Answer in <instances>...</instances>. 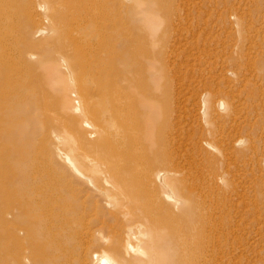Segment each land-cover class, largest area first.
Wrapping results in <instances>:
<instances>
[{"label": "rangeland", "instance_id": "obj_1", "mask_svg": "<svg viewBox=\"0 0 264 264\" xmlns=\"http://www.w3.org/2000/svg\"><path fill=\"white\" fill-rule=\"evenodd\" d=\"M63 1L0 0V173L2 172L0 177L3 178H0V203H2L0 204V244H5L4 246L0 245V258H6L9 260V264H14L12 261L13 256L15 257L16 254L26 256L25 253L31 251V264H45V259L48 258L47 255L54 253L57 257L56 264H67V259H75V253L78 255V252L83 247L84 243H90L89 241H91L90 244L94 245V240L100 237H103V240L102 238L100 239L103 242L101 241L99 246H94L96 248H94V250L97 251V253L99 251L102 253L104 250L110 254L111 252L108 250L109 248L107 245L108 241L115 238L121 242L126 241V235L122 231L125 223L128 222V219L130 220V224L133 222V225L131 224L132 229L135 231H145V235L143 236L144 238L142 239V245L145 247L153 241H156L155 243L161 242L162 236L166 237L174 235V232L178 229H181L183 233L186 234L188 222H185L179 217V210L177 211L176 207L171 206V209L168 210L169 213L165 212L163 208L158 206V201L151 198V195H155L157 198L160 197L163 202L172 205L171 199H167L165 197L166 193L174 197H179L182 200L184 199V197H182L184 192L192 194L194 186H191L192 181L190 182V177H188L186 173H189V171L192 170L194 163L197 164L199 162L198 165H200V167H198L201 169L203 168V171L201 170L202 176L204 175V179L208 176V178L205 179L206 181L203 180L205 181L203 183L204 190L211 185L216 186L215 184L217 183H219L217 186H221L219 187L221 192L216 190L214 194V199L215 196L216 198L217 196L220 198H217L219 200L215 199L216 203H219V207L217 208L218 212L216 209V203L212 197L213 203L215 204V208L213 207L215 212L210 215V219L208 220H211L209 222L211 224L208 223L210 232H212L211 227H214V233L216 230L220 232L219 228L222 227L221 233H218L217 231L214 235L213 232L211 233L213 235L211 239L221 236L218 239V243H221L215 245L216 247L214 246L216 249H214L213 252L218 251L221 249V246H223V251L224 249L226 250V253L224 252V254H226L225 257L232 261L234 258H237L233 262L227 260V262H225L226 264H264V194H262L264 191H261L264 190V0H186L190 2V8H187L188 6H184L181 10L183 13H188V18H185V14H182L181 10H178V8L177 10L180 14L179 20H175V14L173 13L172 16H170L171 9L176 5V3L182 4L185 0H176L177 2L175 0H171L172 5H170L171 3L169 0H136L142 5L141 7H144V9L142 8L141 11L133 10V13L131 11L125 12V7L123 6H130L134 3V1L120 0V4L123 9L118 7L117 2L114 5L110 4L109 7H107L108 11H110L109 14L112 20L107 18L108 13L106 14V8L104 6L103 8L101 7L102 4L101 6L99 5L101 9L98 5H91V8L89 9L90 14L92 16L95 14L98 15H96V21L92 22V19L89 21L87 16L86 19L88 20L85 19V21L80 18V9H76V6L80 7V3L77 2L79 0H69L67 1L68 4L65 0ZM75 1L76 3H73ZM164 1L167 2V4ZM186 1L184 5H186ZM202 1H204V3ZM173 2L175 3L173 4ZM211 2L212 4L210 5ZM62 3L64 5H62ZM236 4L237 6L235 7ZM115 5H117V8ZM203 5L205 7H203ZM213 5L215 7H212ZM170 6L171 9H169ZM209 7H212L213 9H210ZM104 8L105 10L103 11ZM203 8L206 9V11ZM35 9L37 11H35ZM186 9L188 10L186 11ZM93 10H95V14ZM168 10H170V14L166 16ZM223 10L226 13H224ZM232 10L233 12L237 10L238 13L236 11L234 12L235 15H233L234 13L231 12ZM63 11L64 13H61ZM67 11L69 12L68 14ZM99 11L102 12V14H99ZM117 11L120 15L117 14ZM78 16L80 19L77 18ZM63 17L64 20H62ZM237 17H240V19ZM77 19L79 22L76 21ZM56 20L59 21L57 22ZM117 20L120 23H118ZM98 21H100V23ZM179 21H181V24ZM64 22L68 25L64 24ZM77 22L79 24L83 23V29L87 28L86 30H90L91 32L93 30L94 31L92 34L89 31L88 34V31L81 29L82 25H79ZM74 23L75 26H72ZM88 24H90V26ZM118 24L122 25L118 26ZM104 26L107 27L105 28ZM111 26L112 28L110 29ZM93 27L95 28L93 29ZM170 27L172 28L170 29ZM74 30L76 31L74 32ZM104 30L107 31L108 34L110 33V35H108ZM81 31L86 36L82 34ZM91 35L93 36V39L91 38ZM102 35L104 37L106 36L108 39L106 37L104 38ZM83 36H85V39ZM95 36L96 40L94 38ZM99 37H102L105 41H102ZM86 38L88 39L86 40ZM139 38L141 41H139ZM91 39L92 41L90 42ZM80 41H82V43ZM93 43L98 44L96 46ZM100 46L101 48H99ZM81 47L82 49H80ZM77 48L78 52H76ZM96 48L99 50L97 51ZM88 52L90 53L88 54ZM91 52L94 54L93 56ZM60 56L62 57L60 58ZM101 58H103V60ZM97 60L99 61L98 63ZM83 63L86 67L85 71H82ZM95 65L97 66L95 67ZM221 69L224 71L222 72ZM98 73H100V75ZM224 75L226 78H224ZM91 76L92 79L90 78ZM93 76L95 77V80ZM227 76L229 77L227 78ZM88 77L91 79L90 81L87 79ZM82 82L85 84H82ZM110 82L112 84H109ZM73 83L76 84L73 86ZM97 84L99 86L102 85L105 92L108 91L109 93L110 90V93L112 91L113 93H109V96L107 94V97L105 95L103 99H98L96 94L93 92V89H95V87L97 88ZM104 84H107L109 88L110 85L113 87L109 89L108 87H105ZM71 89L75 91L78 96L81 95L80 97L82 99V103L84 102L85 104H82L83 106L81 105V110L85 109V114L87 112L86 116L92 120L90 121L87 119L85 115V117L83 115L81 116L82 118L84 117L85 120L87 119V121L91 124L87 128L85 126H80L82 125L80 124L82 118L80 119L79 112L70 109L65 105L63 95L65 92L71 91ZM82 90L84 92H82ZM110 97L111 99H109ZM91 101L93 102L92 105L90 104L92 103ZM218 101H222L224 107L221 108L218 105ZM87 102H89V104H87ZM109 105L111 106L109 107ZM212 106H215L213 107L214 110H211ZM234 108L236 110H234ZM115 111L118 112L116 113ZM90 112L95 114L93 115ZM112 112L114 114H112ZM96 114L98 115L96 116ZM101 115H104V117H98ZM118 117L120 119L116 120ZM213 117H215L214 120L216 121L213 120ZM27 118L29 124L34 121L36 125L35 128L34 123L31 125L28 124ZM112 120L114 123L116 120V123L114 124ZM92 123H95L98 126L95 124L93 126ZM32 125L33 127L29 128ZM213 127H215V129ZM20 129L21 131H19ZM27 129L29 131H27ZM80 129H82V131ZM216 129H218V131ZM103 130L105 134L102 132ZM213 131L217 132L213 133ZM80 132L81 135H79ZM85 132L88 134L84 135ZM237 134L240 135V138H238L239 135ZM227 137L228 139L226 140ZM87 138L89 140H86ZM169 138L172 140H168ZM235 138L237 140H235ZM251 138L254 139L252 140V143H250ZM234 140L237 143L233 142ZM210 143L216 147H213ZM230 143L233 146H231V148ZM197 144H199V146H197ZM246 146H249L247 147V150ZM27 148H29L30 151L29 149L26 150ZM83 148L84 150H82ZM197 149H201L204 153ZM220 149L226 153H223ZM228 149H230L232 153ZM249 149L251 151H249ZM53 150L54 152L64 151L66 154H69L77 162H79L82 167L86 168L87 171H89L90 168H93V173H101V171H103V175H105L106 172L110 175L122 174L127 179L129 184L126 188H112L109 199H105L94 190L83 187L82 183L80 184L79 181L77 182L75 177L67 171V168H63L62 165L61 168L58 163L54 161ZM240 150H242L241 152L244 153V155L239 152ZM243 151H246L247 154ZM26 152L31 153L27 154ZM186 152L187 154L189 153L188 156ZM208 154L213 158L207 156ZM232 154L234 157H232ZM250 154L253 156H249ZM191 155L193 156L191 157ZM205 155L206 159L204 158ZM229 155L231 160L233 159V161H235V164L231 162ZM163 156L165 157L162 158ZM168 157L170 158L169 160H167ZM91 158H93V161L91 160L90 162L88 159ZM246 159L248 161H246ZM165 160L167 162H164ZM202 160L204 163L210 160V162L205 163L206 165L210 163L207 165L208 167H205ZM257 160L258 162H256ZM249 161L252 163H248ZM190 162L192 167H190ZM25 163L27 165H25ZM137 163L139 164L137 165ZM163 164H165V166H163ZM175 164L178 166L177 168L173 166ZM28 165H30L29 168ZM50 165L51 168L49 167ZM106 166H108V168ZM31 167H34L33 170L43 169L45 172L47 171L46 173L50 172L53 173V175H57L60 172L65 180L63 184L65 187L62 185L63 188L60 186L56 189H45L43 187L44 183L47 181L45 180V176L43 177L45 179L38 177L34 180L35 178H33V184H30V174L35 172H31L32 170H29L32 169ZM88 167L90 168L88 169ZM189 167L191 169H187ZM221 167L222 170H220ZM48 168L50 169L48 170ZM177 169L180 170L178 171ZM183 169H185L186 175L181 173V171H184ZM163 170L173 172L174 174L172 177L176 178L175 180L177 182L168 186L169 188H156L155 184L153 185L152 179L147 180V175L145 173H157V171ZM223 170L225 173H220ZM108 171H110V173ZM136 172L138 175H135ZM141 173L143 178L140 177ZM216 173L217 175L215 176ZM226 175L228 177H226ZM225 177L228 178V180L231 179L229 181L230 183L228 182L229 184L227 183V179ZM218 178L220 179L217 180ZM40 179L42 183L40 182ZM136 179L141 181H137ZM180 180H182L181 184L182 186L184 185V188L180 183H178ZM213 180L216 181L213 182ZM236 180H238L241 185L237 183L238 181ZM140 182L144 183L140 184ZM155 182L157 185V180H155ZM41 185L44 190H42ZM239 185L241 190L244 191H239ZM142 186L143 188H138ZM3 187L5 189H3ZM28 187L31 190L29 193V190H27L29 189ZM9 188L12 190L8 191ZM229 188H236V191L238 188V194ZM251 188L254 189L251 190ZM143 189V193L145 192L144 194L140 192ZM225 189H227L228 192H226L227 190ZM134 190L139 199V201L137 199L136 203L132 202L135 201L132 198ZM13 191L15 192L13 193ZM16 192L20 196H17ZM158 193L159 196L156 195ZM220 193H223L226 197L224 198L223 194L221 195ZM147 194L150 196H146ZM4 195H8L9 197L7 196L8 198H6ZM255 196L260 200H258ZM229 197L231 199L226 200ZM235 197L237 198L236 200L234 199ZM109 200L112 203H110ZM144 200L146 203H138L141 201L144 202ZM152 200L153 202H151ZM243 200H245L244 202H247V205L251 204L247 206L246 203L244 204V202H242ZM10 201H12V203ZM26 201H29L27 203L31 202L29 204V206L31 205V242L27 241L29 238L24 237L26 235L24 231L21 230L25 228L24 225L28 220L26 216H20V218L14 220V222L7 220L10 219V211L15 212L14 207L27 204ZM221 201L223 206H220L222 205ZM3 203H5L4 207ZM252 204H256V210L253 209L255 207ZM242 205L244 210L242 209ZM183 206V204L180 205V207ZM220 207L222 208V211L220 210ZM251 207L253 208L251 209ZM168 208H170L169 205ZM1 210L4 213H2ZM224 210L226 211L224 212ZM131 212H134V214L132 215ZM248 212L251 215L248 214ZM2 214H5L7 218ZM224 214L228 215L226 216ZM234 215L237 216L238 219L237 217L234 218ZM239 216L241 217L240 219ZM227 217L228 219H226ZM152 218H158L159 221H151L150 219ZM213 218L216 219L213 221ZM218 218H220L219 221H216ZM223 220L226 221L225 223L227 225ZM5 222L7 225H5ZM84 222L87 226L84 225ZM214 223L216 224L214 225ZM19 224L22 226H17ZM224 224L225 227L231 225L232 227H230L233 228V230H231L230 227L225 228ZM236 226H238V228ZM239 226H241L240 230ZM69 230L70 232H67ZM149 231H152L153 235L152 233L150 235L153 237L149 236ZM223 231L226 232H224V236L222 233ZM10 234L13 237L14 235L19 237H17L20 243L19 246L17 239L10 237ZM73 236L75 238H73ZM2 237H4V239L10 237V239H7V242H5ZM215 238L213 239V242ZM104 239L106 240L104 241ZM221 239L224 240V242L227 241V245ZM235 239L238 242H236ZM135 240L136 239H130L132 245H136V243H138V241L136 240V242ZM1 248L10 252L8 253L9 255ZM10 249L11 251H9ZM230 251L231 255H229ZM242 251H244V253ZM232 252L234 253L232 254ZM238 252L239 255L241 254L240 256L238 255ZM125 254L127 257V254L129 256V254H133V252L130 251L129 253V251H127ZM43 258H45L44 261ZM151 264L157 263L152 262Z\"/></svg>", "mask_w": 264, "mask_h": 264}, {"label": "bare ground", "instance_id": "obj_2", "mask_svg": "<svg viewBox=\"0 0 264 264\" xmlns=\"http://www.w3.org/2000/svg\"><path fill=\"white\" fill-rule=\"evenodd\" d=\"M31 1H33V0H31ZM63 1V0H62ZM66 2L67 1H69V0H65ZM122 1V0H121ZM126 1H134V3L133 4H131L130 6H127V5H124L123 7H125V12H127V11H131L132 13H133V10H139V11H141L142 10V8L144 9V7H141L142 5L141 4H139L136 0H126ZM170 1V5H172V1L171 0H169ZM174 1V0H173ZM176 1V0H175ZM180 1V0H179ZM184 1V0H183ZM182 1V2H183ZM186 1V0H185ZM185 1L182 3V4H177L176 3V5L171 9V6H170V8L169 9H171V15L170 16H172V13L173 14H175L174 16H175V20H179L180 19V14L178 13V10H181V9H183V7L184 6H188L187 8H190L189 7V4H190V2H188V1H186V5H184V3H185ZM205 1V0H204ZM204 1H202L203 3H204ZM219 1V0H218ZM225 1H227V0H225ZM231 1V0H230ZM233 1V0H232ZM64 2V1H63ZM72 2V1H71ZM77 2H79L80 3V7L78 6H76V9H80V18H82V20L83 21H85V19H86V16L88 17V19H89V21H90V19H92L91 20V22L92 21H96L95 19H96V15L97 14H95V10H93L94 11V14L95 15H91L90 14V6L91 5H98V7H99V5L101 6V4H102V8H103V6L106 8V10H105V8L103 9V11L105 10L106 11V14L108 13V15H107V18L110 20H112V18H111V16H110V11H108V9H107V7H109V5L111 4V5H114L116 2L118 3V7H121L122 8V5L120 4L121 2H120V0H79V1H77ZM165 2V1H164ZM177 2V1H176ZM207 2V1H206ZM205 2V3H206ZM236 2H238V1H236ZM1 3V2H0ZM37 3V2H36ZM52 3V2H51ZM65 3V2H64ZM73 3H76V1L75 2H73ZM166 4H167V2H165ZM175 2H173V4H174ZM197 3V2H196ZM202 3V4H203ZM209 3V2H208ZM215 3V2H214ZM226 3H228V2H226ZM226 3H225V5H226ZM233 3V2H232ZM241 3V2H240ZM40 4V3H39ZM67 4H68V2H67ZM166 4H163V5H166ZM207 4V3H206ZM212 4V2L210 3V5ZM230 4V3H229ZM228 4V5H229ZM234 4H235V2H234ZM32 5H35V4H32ZM38 5V4H37ZM36 5V6H37ZM45 5V4H44ZM62 5H64L63 3H62ZM65 5H66V3H65ZM69 5H70V3H69ZM169 5V4H168ZM192 5H194V4H192ZM199 5V4H198ZM201 5V4H200ZM208 5V4H207ZM220 5V4H219ZM231 5V4H230ZM233 5V4H232ZM239 5V4H238ZM46 6V5H45ZM74 6H75V4H74ZM116 6V8H117V5H115ZM151 6V5H150ZM149 6V7H150ZM237 6V4L235 5V7ZM240 6V5H239ZM238 6V7H239ZM33 7V6H32ZM42 7H43V5H42ZM66 7V6H65ZM97 7V8H98ZM141 7V8H140ZM203 7H205L204 5H203ZM212 7H215L214 5L212 6ZM211 7V8H212ZM218 7V6H217ZM221 7V6H220ZM235 7H234V10H235ZM34 8V7H33ZM39 8V7H38ZM57 8V7H56ZM68 8V7H67ZM72 8V7H71ZM95 8V7H94ZM100 8V7H99ZM98 8V9H99ZM179 8V9H178ZM192 8V7H191ZM210 8V7H209ZM210 8V9H211ZM233 8V7H232ZM1 9V8H0ZM70 9V8H69ZM69 9H68V11H69ZM73 9H74V7H73ZM97 9V10H98ZM101 9V8H100ZM110 9H112V8H110ZM123 9V8H122ZM178 9V10H177ZM194 9V8H193ZM204 9V8H203ZM213 9V8H212ZM227 9H228V7H227ZM57 10V9H56ZM65 10H67V9H65ZM89 10V11H88ZM166 10H167V7H166ZM188 9H186V11H187ZM195 10V9H194ZM205 11H206V9H204ZM224 10H226V9H224ZM223 10V11H224ZM32 11V10H31ZM35 11H37L36 9H35ZM42 11V10H41ZM58 11V10H57ZM60 11V10H59ZM67 11V14L69 13ZM112 11V10H111ZM170 10H168L167 12V15L166 16H168L169 14H170V12H169ZM216 11V10H215ZM229 11V10H228ZM237 11V10H236ZM236 11H234V12H236ZM73 12V11H72ZM78 12V11H77ZM100 12V11H99ZM113 12V11H112ZM192 12V11H191ZM199 12H203V11H199ZM208 12V11H207ZM231 12H233V10L231 11ZM233 12V13H234ZM33 13V12H32ZM57 13V12H56ZM61 13H64V11L63 12H61ZM65 13H66V11H65ZM74 13V12H73ZM72 13V14H73ZM93 13V12H92ZM105 13V12H104ZM120 13H122V12H120ZM181 13L182 14H185V18H188V13H183V11L181 10ZM223 13V12H222ZM224 13H226L225 11H224ZM223 13V14H224ZM237 13H238V11H237ZM237 13H236V15H237ZM60 14V13H59ZM71 14V13H70ZM75 14H77V13H75ZM79 14V13H78ZM99 14H102V12H100ZM117 14H119L118 13V11H117ZM166 14V13H165ZM195 14V13H194ZM197 14H199V13H197ZM196 14V15H197ZM206 14V13H205ZM219 14V13H218ZM120 15V14H119ZM216 15V14H215ZM221 15V14H220ZM233 15H235V13L233 14ZM37 16H38V14H37ZM45 16V15H44ZM43 16V17H44ZM58 16H60V15H58ZM98 16V15H97ZM114 16V15H113ZM115 16H118V15H115ZM193 16V15H192ZM195 16V15H194ZM208 16V15H207ZM223 16V15H222ZM35 17V16H34ZM33 17V18H34ZM47 17V16H46ZM57 17V16H56ZM68 17V16H67ZM71 17H72V15H71ZM70 17V18H71ZM74 17V16H73ZM101 17V16H100ZM118 17H121V16H118ZM117 17V18H118ZM218 17V16H217ZM32 18V19H33ZM36 18H38V17H36ZM35 18V19H36ZM39 18H41V17H39ZM58 18V17H57ZM66 18V17H65ZM70 18H69V20H70ZM75 18V17H74ZM77 18H79V16L77 17ZM79 18V19H80ZM99 18V17H98ZM167 18H169V17H167ZM184 18V19H185ZM191 18V17H190ZM195 18V17H194ZM237 18H239L240 19V17H237ZM34 19V20H35ZM56 19V18H55ZM61 19V18H60ZM76 19V18H75ZM74 19V20H75ZM88 19H86V20H88ZM102 19H103V17H102ZM115 19V18H114ZM33 20V21H34ZM44 20V19H43ZM62 20H64V17H63V19ZM62 20H60V21H62ZM67 20V19H66ZM65 20V21H66ZM98 20V19H97ZM121 20V19H120ZM123 20V19H122ZM222 20V19H221ZM32 21V22H33ZM37 21H39V20H37ZM57 21V20H56ZM55 21V22H56ZM59 21V20H58ZM57 21V22H58ZM76 21H78V19L76 20ZM105 21V20H104ZM104 21H102V22H104ZM118 21V20H117ZM131 21V20H130ZM170 21V20H169ZM190 21V20H189ZM36 22V21H35ZM39 22H41V21H39ZM67 22V21H66ZM66 22H64V24H67ZM69 22V21H68ZM70 22H72V21H70ZM75 22V21H74ZM79 22V21H78ZM77 22V23H78ZM81 22V21H80ZM87 22V21H86ZM99 23H100V21H98ZM106 22V21H105ZM113 22H114V20H113ZM121 22H123V21H121ZM171 22V21H170ZM175 22V21H174ZM173 22V23H174ZM181 21H179V23H180ZM95 23V22H94ZM94 23H93V25H94ZM108 23V22H107ZM118 23H120L119 21H118ZM172 23V22H171ZM178 23V24H179ZM205 23V22H204ZM35 24V23H34ZM41 24V23H40ZM60 24V23H59ZM72 24V23H71ZM79 24V23H78ZM83 23H81V24H79V25H82ZM114 24V23H113ZM125 24V23H124ZM170 24V23H169ZM181 24V23H180ZM235 24V23H234ZM33 25V24H32ZM58 25V24H57ZM68 25V24H67ZM66 25V26H67ZM89 26H90V24H88ZM87 25V26H88ZM103 25V24H102ZM122 25V24H121ZM121 25H119L118 24V26H121ZM127 25V24H126ZM174 25H175V23H174ZM211 25V24H210ZM63 26V25H62ZM65 26V25H64ZM70 26V25H69ZM72 26H75V23L72 25ZM76 26H77V24H76ZM86 26V27H87ZM115 26V25H114ZM22 27V26H21ZM85 27V28H86ZM105 27V26H104ZM107 27V26H106ZM105 27V28H106ZM126 27V26H125ZM59 28H60V26H59ZM63 28V27H62ZM71 28V27H70ZM75 28V27H74ZM81 28V27H80ZM79 28V29H80ZM95 27H93V29H94ZM112 28V26L110 27V29ZM114 28H116V27H114ZM128 28V27H127ZM172 27H170V29H171ZM174 28V27H173ZM81 29H83V25H82V28ZM87 29V28H86ZM86 29H83V30H86ZM92 29V30H93ZM108 29H109V27H108ZM218 29V28H217ZM33 30H35V29H33ZM39 30H40V28H39ZM38 30V31H39ZM77 30V29H76ZM76 30H74V32L76 31ZM115 30V29H114ZM169 30V29H168ZM190 30V29H189ZM41 31V30H40ZM43 31V30H42ZM49 31H50V29H49ZM80 31V30H79ZM86 31H88V34H89V31L90 30H86ZM94 31V30H93ZM92 31V32H93ZM105 31V30H104ZM166 31H167V29H166ZM210 31V30H209ZM37 32V31H36ZM48 32V31H47ZM82 32V31H81ZM80 32V33H81ZM92 32L90 31V33L92 34ZM96 32V31H95ZM106 33H107V31H105ZM112 32V31H111ZM126 32V31H125ZM190 32V31H189ZM97 33V32H96ZM96 33H94L95 35H97ZM100 33H102V32H100ZM169 33V32H168ZM191 33V32H190ZM79 34V33H78ZM82 34H84L83 32H82ZM87 34V35H88ZM93 34V35H94ZM108 34V33H107ZM215 34V33H214ZM41 35H43V34H41ZM76 35V34H75ZM85 35V34H84ZM101 35V34H100ZM99 35V36H100ZM108 35H110V33L108 34ZM192 35V34H191ZM198 35V34H197ZM40 36V35H39ZM74 36V35H73ZM78 36V35H77ZM79 36H80V34H79ZM86 36V35H85ZM85 36H83L84 37V39H85ZM89 36V35H88ZM92 36V35H91ZM103 36V35H102ZM124 36V35H123ZM167 36V35H166ZM75 37V36H74ZM90 37V36H89ZM98 37V36H97ZM104 37V36H103ZM106 37V36H105ZM104 37V38H105ZM109 37H111V36H109ZM116 37V36H115ZM126 37V36H125ZM141 37V36H140ZM192 37V36H191ZM92 39H93V36L91 37ZM95 38V40H96V36L94 37ZM107 38V37H106ZM168 38H169V36H168ZM81 39V38H80ZM88 38H86V40H87ZM92 39L90 40V42L92 41ZM98 39V38H97ZM99 39H102V37L100 38L99 37ZM98 39V40H99ZM108 39V38H107ZM106 39V40H107ZM115 39V38H114ZM117 39V38H116ZM127 39V38H126ZM77 40V39H76ZM76 40H75V42H76ZM83 40V39H82ZM85 40V41H86ZM104 39H102V41H103ZM112 40V39H111ZM138 40V39H137ZM170 40V39H169ZM105 41V40H104ZM114 41H116V40H114ZM113 41V42H114ZM130 41V40H129ZM136 41V40H135ZM139 41H141L140 40V38H139ZM81 43H82V41H80ZM96 42V41H95ZM100 42H101V40H100ZM119 42V41H118ZM103 43V42H102ZM77 44H79V43H77ZM83 44H84V42H83ZM83 44H82V46H83ZM94 44V43H93ZM97 44L98 43H96V44H94V45H96L97 46ZM106 44H108V43H106ZM112 44V43H111ZM114 44V43H113ZM104 45V44H103ZM88 46V45H87ZM74 47H76V46H74ZM91 47V46H90ZM93 47H95V46H93ZM92 47V48H93ZM99 48H101V46L99 47ZM103 48V47H102ZM108 48V47H107ZM75 49V48H74ZM80 49H82V47L80 48ZM87 51H89L88 49H86ZM96 50H97V48H96ZM99 50V49H98ZM97 50V51H98ZM106 50V49H105ZM102 51V50H101ZM115 51V50H114ZM76 52H78V48H77V51ZM82 52H85V51H82ZM81 52V53H82ZM102 52H104V51H102ZM101 52V53H102ZM112 52V51H111ZM87 53V52H86ZM90 52H88V54H89ZM105 53V52H104ZM116 53V52H115ZM32 54V53H31ZM77 54V53H76ZM91 54H92V52H91ZM100 54V53H99ZM109 54V53H108ZM117 54V53H116ZM84 55H85V53H84ZM94 54H92V56H93ZM91 56V57H92ZM101 56V55H100ZM120 56V55H119ZM62 56H60V58H61ZM89 57V56H88ZM105 57V56H104ZM107 57V56H106ZM99 58V57H98ZM110 58V57H109ZM112 58V57H111ZM62 59H64V58H62ZM102 60H103V58H101ZM105 59H108V58H105ZM85 60V59H84ZM92 60H93V58H92ZM112 60V59H111ZM108 61H110V60H108ZM79 62H81V61H79ZM83 62V61H82ZM99 61L97 60V63H98ZM100 62H101V60H100ZM96 64V63H95ZM97 65H99V64H97ZM97 65H95V67L97 66ZM101 65V64H100ZM106 65V64H105ZM104 65V66H105ZM107 65H108V63H107ZM168 65V64H167ZM172 65V64H171ZM92 66V65H91ZM94 67V68H95ZM107 67V66H106ZM108 67H109V65H108ZM85 65H84V63H83V68H82V71L84 70L85 71ZM89 68H90V66H89ZM92 68V67H91ZM102 68V67H101ZM111 68V67H110ZM172 68V67H171ZM67 69V68H66ZM96 69V68H95ZM95 69H93V70H95ZM98 69H99V67H98ZM103 69V68H102ZM114 69V68H113ZM170 69V68H169ZM100 70V69H99ZM107 70V69H106ZM109 70V69H108ZM111 70H112V68H111ZM170 70H172V69H170ZM103 71V70H102ZM105 71V70H104ZM221 71H222V69H221ZM224 71V70H223ZM222 71V72H223ZM89 72H90V69H89ZM94 72V71H93ZM114 72V71H113ZM116 72V71H115ZM72 73V72H71ZM81 73V72H80ZM103 73H105V72H103ZM234 73V72H233ZM84 74H87V73H84ZM99 75H100V73H98ZM97 74V75H98ZM170 74V73H169ZM68 75H70V74H68ZM67 75V76H68ZM91 75H92V73H91ZM98 75V76H99ZM104 75V74H103ZM117 75V74H116ZM227 75V74H226ZM81 76V75H80ZM108 76H110V75H108ZM171 76V75H170ZM85 77V76H84ZM94 77V76H93ZM101 77H102V79H103V76L101 75ZM229 76H227V78H228ZM70 78V77H69ZM68 78V79H69ZM91 79H92V76L90 77ZM224 78H226L225 77V75H224ZM82 79V78H81ZM89 81L91 80V79H89V77L87 78ZM99 79V78H98ZM97 79V80H98ZM108 79V78H107ZM72 80V79H71ZM87 80V81H88ZM94 80H95V77H94ZM100 80V79H99ZM104 80V79H103ZM112 80V79H111ZM110 80V81H111ZM88 81V82H89ZM93 81V80H92ZM115 81V80H114ZM56 82V81H55ZM74 82H75V79H74ZM99 82V81H98ZM97 82V83H98ZM113 82V81H112ZM116 82V81H115ZM84 82H82V84H83ZM92 83V82H91ZM101 83V82H100ZM114 83V82H113ZM74 84H76V83H73V86H74ZM85 84V83H84ZM109 84H112L111 82L109 83ZM72 85V84H71ZM71 85H70V87H71ZM88 85V84H87ZM96 85V84H95ZM98 85V84H97ZM105 85V84H104ZM72 86V87H73ZM83 86V85H82ZM93 86V85H92ZM91 86V87H92ZM116 86V85H115ZM89 87H90V85H89ZM105 87H108L107 86V84L105 85ZM111 87H113L112 85H110V88ZM109 88V87H108ZM109 88V89H110ZM117 88V87H116ZM66 89V88H65ZM73 89H75V88H73ZM77 89V88H76ZM69 90V89H68ZM108 90V89H107ZM77 91V90H76ZM86 91V90H85ZM112 91V90H111ZM82 92H84L83 90H82ZM81 92V93H82ZM93 92H94V94H96V97L98 98V99H103V97L106 95V97H107V94H108V96L110 95V94H112L113 93V91L110 93V90H109V93H108V91L107 92H105V89H103V87H102V85H98L97 86V88L95 87V89H93ZM228 93V92H227ZM83 94V93H82ZM119 95H121V94H119ZM81 96V95H80ZM80 96H78V94L75 92V91H73L72 89H71V91H67V92H65L64 93V95H63V97H64V100H65V105L68 107V108H70V109H73V110H75V111H77V112H79V115H80V119L82 118L81 116L83 115H85L86 116V114H87V112H86V114H85V112H84V110L82 109L81 110V105L82 104H84V102L82 103V99H81V97ZM83 96H85V95H83ZM112 96H114V95H112ZM111 96V97H112ZM111 97L109 98V99H111ZM119 97V96H118ZM83 98H85V97H83ZM80 99H81V101H80ZM88 99V98H87ZM116 99H119V98H116ZM92 100V99H91ZM96 100V99H95ZM87 101V100H86ZM86 101H85V103H86ZM97 101V100H96ZM105 101V100H104ZM92 102V101H91ZM109 102H110V100H109ZM204 102H206V101H204ZM32 103V102H31ZM34 103V102H33ZM168 103V102H167ZM167 103H166V105H167ZM212 103V102H211ZM216 103V102H215ZM87 104H89V102H87ZM91 105L93 104V102L92 103H90ZM96 104V103H95ZM113 104H115V103H113ZM214 104V103H213ZM212 104V105H213ZM65 105H64V107H65ZM85 105V104H84ZM90 105V106H91ZM170 105V104H169ZM211 105V104H210ZM209 105V106H210ZM218 105L222 108V107H224V105H223V102L222 101H218ZM83 106V105H82ZM87 106V105H86ZM111 105H109V107H110ZM147 106V105H146ZM117 107V106H116ZM213 107H215V106H212V108H211V110H214V108ZM87 108V107H86ZM89 108V107H88ZM113 109V108H112ZM111 109V110H112ZM128 109V108H127ZM233 109V108H232ZM263 109V108H262ZM90 110V109H89ZM115 110V109H114ZM121 110V109H120ZM216 110V109H215ZM234 110H236L235 108H234ZM264 111V110H263ZM89 112V111H88ZM116 112V111H115ZM118 112V111H117ZM116 112V113H117ZM203 112H204V110H203ZM214 112V111H213ZM235 112V111H234ZM90 113H92V112H90ZM133 113V112H132ZM212 113V112H211ZM210 113V114H211ZM93 115L95 114V113H92ZM110 114V113H109ZM112 114H114L113 112H112ZM152 114V113H151ZM176 114V113H175ZM219 114V113H218ZM258 114V113H257ZM263 114V113H262ZM98 114H96V116H97ZM136 115V114H135ZM217 115V114H216ZM215 115V116H216ZM84 116V117H85ZM89 116V115H88ZM102 116L104 117V115H101V116H98V117H101L102 118ZM108 116V115H107ZM111 116V115H110ZM113 116V115H112ZM118 116V115H117ZM210 116V115H209ZM254 116H255V114H254ZM259 116V115H258ZM82 118V120L80 121V124H82V125H80L81 127L83 126H85L86 128L87 127H89V125H91L88 121H87V119H91V118H88L87 116H86V120H85V118ZM115 117V116H114ZM210 118V117H209ZM211 118H212V116H211ZM214 118L215 117H213V120H214ZM231 118V117H230ZM234 118V117H233ZM253 118V117H252ZM251 118V119H252ZM84 119V120H83ZM97 119H99V118H97ZM118 119H120L119 117L118 118H116V120H118ZM232 119V118H231ZM99 120H101V119H99ZM106 120V119H105ZM108 120V119H107ZM109 120H110V118H109ZM116 120H115V123H116ZM127 120V119H126ZM175 120V119H174ZM178 120V119H177ZM212 120V119H211ZM213 120H212V122H213ZM246 120V119H245ZM249 120V119H248ZM256 120V119H255ZM76 121H78V120H76ZM90 121H92V120H90ZM113 121V120H112ZM120 121V120H119ZM200 121V120H199ZM214 121H216V120H214ZM235 121H237V120H235ZM26 122V121H25ZM27 122H28V118H27ZM31 122V121H30ZM254 122V121H253ZM256 122V121H255ZM33 123H34V121H33ZM33 123H30L29 124V122H28V124L29 125H31V124H33ZM113 123H114V121H113ZM114 123V124H115ZM117 123H118V121H117ZM120 123H122V122H120ZM127 123V122H126ZM231 123V122H230ZM250 123H251V121H250ZM249 123V124H250ZM93 124V126H94V124L95 123H92ZM111 124H112V122H111ZM123 124H124V121H123ZM215 124V123H214ZM213 124V125H214ZM235 124V123H234ZM248 124V123H247ZM246 124V125H247ZM255 124V123H254ZM96 126H98L97 124H95ZM118 125H120V124H118ZM200 125V124H199ZM217 125V124H216ZM257 125V124H256ZM235 126V125H234ZM254 126V125H253ZM33 127V125L32 126H30L29 128H32ZM36 127V125H35V123H34V128ZM92 127V126H91ZM200 127V126H199ZM236 127H237V125H236ZM240 127V126H239ZM255 127V126H254ZM257 127V126H256ZM264 127V126H263ZM28 128V127H27ZM28 128V129H29ZM100 128V127H99ZM214 129H215V127H213ZM249 128V127H248ZM258 128V127H257ZM23 129V128H22ZM27 129V131H29ZM103 129V128H102ZM207 129H209V128H207ZM206 129V130H207ZM219 129V128H218ZM218 129H216L217 131H218ZM236 129V128H235ZM250 129H252V128H250ZM249 129V130H250ZM264 129V128H263ZM81 131H82V129H80ZM106 130V129H105ZM201 130V129H200ZM204 130V129H203ZM17 131V130H16ZM19 131H21V129L19 130ZM27 131H25V132H27ZM33 131H34V129H33ZM85 131V130H84ZM83 131V132H84ZM88 131H90V130H88ZM176 131H178V130H176ZM210 131V130H209ZM216 131V132H217ZM253 131V130H252ZM32 132V131H31ZM91 132H93V131H91ZM91 132H89V133H91ZM103 133H104V130L102 131ZM199 132V131H198ZM216 132H214L213 131V133H216ZM95 133V132H94ZM150 133V132H149ZM178 133V132H177ZM201 133H203V132H201ZM226 133V132H225ZM234 133V132H233ZM245 133V132H244ZM243 133V134H244ZM252 133V132H251ZM86 134H88V133H86L85 132V134L84 135H86ZM92 134V133H91ZM105 134V133H104ZM107 134V133H106ZM218 134V133H217ZM235 134V133H234ZM17 135V134H16ZM22 135V134H21ZM79 135H81V132H80V134ZM83 135V134H82ZM204 135V134H203ZM220 135H221V133H220ZM223 135V134H222ZM237 135H239V134H237ZM236 135V136H237ZM77 136V135H76ZM132 136H133V134H132ZM176 136V135H175ZM205 136V135H204ZM224 136V135H223ZM228 136V135H227ZM247 136V135H246ZM85 137V136H84ZM86 137H88V136H86ZM215 137H216V134H215ZM214 137V138H215ZM219 137H221V136H219ZM229 137V136H228ZM228 137L226 138V140L228 139ZM243 137V136H242ZM247 137H249V136H247ZM149 138V137H148ZM222 138V137H221ZM238 138H240V135H239V137ZM84 139V138H83ZM106 139V138H105ZM108 139V138H107ZM177 139V138H176ZM201 139V138H200ZM217 139V138H216ZM231 139V138H230ZM244 139V138H243ZM20 140V139H19ZM81 140V139H80ZM86 140H89L88 138L86 139ZM168 140H172V139H168ZM178 140V139H177ZM221 140V139H220ZM235 140H237L236 138H235ZM235 140L233 141V142H235ZM241 140V139H240ZM249 140V139H248ZM252 140H254V139H252L251 138V142L250 143H252ZM202 141V140H201ZM218 141H219V139H218ZM223 141H224V139H223ZM246 141V140H245ZM250 141V140H249ZM150 142V141H149ZM197 142V141H196ZM225 142V141H224ZM230 142V141H229ZM155 143V142H154ZM171 143V142H170ZM197 143H199V142H197ZM220 143V142H219ZM223 143V142H222ZM231 143H232V141H231ZM231 143H230V148H231ZM235 143H237V142H235ZM20 144V143H19ZM28 144V143H27ZM26 144V145H27ZM88 144V143H87ZM211 144V143H210ZM229 144V143H228ZM241 144V143H240ZM247 144H248V141H247ZM154 145V144H153ZM194 145V144H193ZM206 145V144H205ZM211 145H213V144H211ZM222 145H224V144H222ZM226 145V144H225ZM197 146H199V144H197ZM215 145H213V147H214ZM219 146V145H218ZM26 147V146H25ZM53 147V146H52ZM56 147V146H55ZM54 147V148H55ZM195 147V146H194ZM193 147V148H194ZM201 147H203V146H201ZM205 147V146H204ZM216 147V146H215ZM222 147H224V146H222ZM226 147V146H225ZM227 147H229V146H227ZM233 147V146H232ZM247 147H249V146H246V150H247ZM252 147V146H251ZM250 147V148H251ZM255 147V146H254ZM58 148V147H57ZM157 148V147H156ZM221 148V147H220ZM29 148H27L26 150H28ZM191 149H192V146H191ZM206 149V148H205ZM213 149V148H212ZM224 149V148H223ZM233 149V148H232ZM56 150V149H55ZM59 150H60V148H59ZM62 150V149H61ZM81 150V149H80ZM82 150H84V148L82 149ZM157 150V149H156ZM197 150H199V149H197ZM203 150V149H202ZM208 150V149H207ZM207 150H206V152H207ZM221 151H223L222 149H220ZM228 150H230V149H228ZM235 150V149H234ZM243 150V149H242ZM242 150H240L239 152H241ZM251 150H252V148H251ZM250 149H249V151H251ZM29 151H30V149H29ZM51 151V150H50ZM184 151V150H183ZM200 152H203V151H201V149L199 150ZM233 151V150H232ZM236 151V150H235ZM25 152V151H24ZM28 152V151H27ZM26 152V153H27ZM52 152V151H51ZM53 152H54V150H53ZM68 152V151H67ZM84 152V151H83ZM230 152H231V150H230ZM236 152H238V151H236ZM243 152H245V154H247L246 153V151H243ZM31 153V152H30ZM30 153H27V154H30ZM178 153V152H177ZM192 153V152H191ZM197 153V152H196ZM195 153V154H196ZM204 153V152H203ZM210 153V152H209ZM222 153V152H221ZM223 153H226V152H224L223 151ZM227 153H228V151H227ZM232 153V152H231ZM231 153H229V154H231ZM235 153V152H234ZM251 153V152H250ZM175 154H176V152H175ZM186 154H187V152H186ZM198 154V153H197ZM213 154V153H212ZM241 154L242 155H244V153H242L241 152ZM26 155V154H25ZM49 155V154H48ZM189 155V153L187 154V156ZM224 155H226V154H224ZM233 155V154H232ZM85 156V155H84ZM87 156V155H86ZM186 156V157H187ZM193 155H191V157H192ZM207 156H210L209 154L207 155ZM236 156V155H235ZM249 156H251V154L249 155ZM248 156V157H249ZM253 156V155H252ZM251 156V157H252ZM49 157V156H48ZM165 156H163L162 158H164ZM180 157V156H179ZM190 157V158H191ZM206 157V155L204 156V158ZM210 157H212V156H210ZM226 157H228V156H226ZM232 157H234V155L232 156ZM243 157V156H242ZM246 157V156H245ZM250 157V158H251ZM53 158H54V161L56 162V163H58V165L62 168V166H63V168H67V171H69L70 172V174L73 176V177H75V179L77 180V182L79 181L80 182V184L82 183V186L83 187H86V188H88V189H90V190H94L96 193H99V195H102L105 199H109V197H110V192H111V189L112 188H114V187H117L118 189H121V188H126L127 186H128V181H127V179L122 175V174H116V175H110V174H107V172H106V174L105 175H103L104 174V172L103 171H101V173L100 172H97V173H93L94 172V169L93 168H90V167H88V169H89V171H87L86 170V168H84V167H82L80 164H79V162H77L72 156H70L69 154H66L64 151L63 152H60V151H56V152H54V154H53ZM76 158V157H75ZM161 158V159H162ZM181 158V157H180ZM189 158V157H188ZM213 158V157H212ZM217 158V157H216ZM223 158H224V156H223ZM229 158H230V160H231V157H230V155H229ZM249 158V159H250ZM254 158V157H253ZM257 158V157H256ZM255 158V159H256ZM93 158H91V159H88L90 162H91V160H92ZM170 158L168 157L167 158V160H169ZM194 159V158H193ZM196 159V158H195ZM200 159V158H199ZM206 159V158H205ZM210 159V158H209ZM215 159V158H214ZM242 159V158H241ZM172 160V159H171ZM170 160V161H171ZM218 160V159H217ZM228 160V159H227ZM234 160H235V158H234ZM236 160H238V159H236ZM240 160V159H239ZM244 160H245V158H244ZM262 160V159H261ZM25 161V160H24ZM53 161V162H54ZM93 161V160H92ZM174 161H177V160H174ZM189 161H190V159H189ZM197 161V160H196ZM195 161V162H196ZM201 161V160H200ZM203 161V160H202ZM225 161V160H224ZM243 161V160H242ZM246 161H248L247 159H246ZM245 161V162H246ZM259 161H260V159H259ZM16 162H18V161H16ZM97 162V161H96ZM145 162V161H144ZM149 162V161H148ZM157 162V161H156ZM164 162H167L166 160L164 161ZM173 162V161H172ZM207 162H210V160H208V161H206L205 163H207ZM212 162V161H211ZM222 162V161H221ZM228 162V161H227ZM227 162H225V163H227ZM231 162H235V161H233V159L231 160ZM240 162V161H239ZM256 162H258V160L256 161ZM30 163V162H29ZM28 163V164H29ZM162 163V162H161ZM169 163V162H168ZM175 163V162H174ZM173 163V164H174ZM193 163V162H192ZM199 163V162H198ZM198 163L196 164V163H194L193 164V167H192V164H191V162H190V167H192V170L191 171H189V173H186L187 174V176L188 177H190V182L192 181V185L191 186H194V191H193V193L192 194H189V193H186V192H184L183 194V196L182 197H184V199L182 200V199H180L179 197H174V196H172V195H169L168 193H166V196L165 195H163V196H165L167 199H171V203H172V205H170V204H168V203H165V202H163L162 200H161V198L159 197V198H157L155 195H151L150 193V195H151V198L152 199H156L155 201H158V206L160 207V208H163L164 209V211L165 212H168L169 213V209H171V206H173V207H176L177 208V211L179 210V212H180V215H179V217L182 219V220H184L185 222H188V227H187V229H186V231H187V233L185 234V233H183V231L181 230V229H178L177 231H175L174 232V235H171V236H166V237H163L162 236V241L161 242H159V243H155L156 241H153V242H150L149 244H148V246H144V245H142V239L144 238L143 236L145 235V231H135L134 229H132V226H131V224L133 225V222L130 224L129 223V219H128V222L127 223H125V225H124V227H123V233L126 235V238H125V242H121L120 240H117L116 238L115 239H113V240H111V241H106L107 242V245H108V250L111 252L110 254L108 253V252H106V251H104L103 249V251H102V253H100V251L97 253V251H95L94 250V246H99L100 245V243H101V241L103 240V237H100V238H96L95 240H94V245L93 244H90L91 243V241H89L90 243H84V245H83V247L79 250V252H78V255H76V253H75V259H72V258H69V259H67V264H151L152 262H156L157 264H226L225 262H227V260H230V259H228L227 257H225V255L226 254H224V252L226 253V250L224 249V251H223V246H221V249H217L218 251H216V252H213L214 251V249H216V248H214V246L215 245H218V244H220V243H218L219 242V238L221 237H214L215 238V240H214V242H213V239H211L212 237H213V235L214 234H216L217 232H218V230H216L215 231V233L213 232L214 231V227L212 228L211 227V231L213 232V235L211 234L212 232H210V229H209V225H208V223L211 221H208L210 218V215H212L214 212H215V204L213 203V199H214V194H215V191L216 190H219L220 192H221V189H219V187H221V186H217V184H219V183H217V184H215L216 186H209L208 188H206V190H204V187H203V183L206 181L205 179L206 178H208V176H206V178L204 179V175L202 176V169L201 168H199L200 167V165H198ZM203 163H204V161H203ZM204 163V164H205ZM216 163H217V161H216ZM224 163V162H223ZM229 163H230V161H229ZM228 163V164H229ZM237 163V162H236ZM241 163H243V162H241ZM247 163V162H246ZM248 163H252V162H248ZM101 164V163H100ZM103 164H105V163H103ZM139 163H137V165H138ZM146 164H148V163H146ZM204 164H203V166H204ZM208 164H210V163H208ZM207 164V165H208ZM213 164V163H212ZM227 164V165H228ZM231 164V163H230ZM229 164V165H230ZM235 164V163H234ZM25 165H27L26 163H25ZM52 165V164H51ZM51 165L49 166L50 168H51ZM62 165V166H61ZM105 165H107V164H105ZM149 165V164H148ZM161 165V164H160ZM168 165V164H167ZM206 164H205V167L207 166ZM233 165V164H232ZM245 165V164H244ZM247 165V164H246ZM29 166L30 165H28V168H29ZM104 166V165H103ZM154 166V165H153ZM163 166H165V164H163ZM169 166V165H168ZM175 168H177L178 166L175 164V165H173ZM199 166V167H198ZM217 166V165H216ZM237 166V165H236ZM236 166H235V168H236ZM240 166V165H239ZM239 166H238V168H239ZM250 166V165H249ZM248 166V167H249ZM24 167V166H23ZM27 167V166H26ZM25 167V168H26ZM54 167V166H53ZM107 168H108V166H106ZM143 167V166H142ZM147 167V166H146ZM170 167V166H169ZM172 167V166H171ZM173 167V168H174ZM187 168V169H191V168ZM208 167V166H207ZM218 167V166H217ZM216 167V168H217ZM223 167V166H222ZM222 167H221V169L220 170H222ZM242 167H244V166H242ZM247 167V166H246ZM32 169H29V170H32L31 172H33V171H35V172H33L32 174H30L31 175V183L30 184H33V181H32V179L33 178H35L34 180H36V178H38V177H40V178H43L44 176L46 177V179L45 178H43V179H45V180H47L45 183H44V185H43V187L46 189V188H48V189H56V188H58V187H62V185L64 184V182H65V180L63 179V177H62V175H61V173L59 172L57 175H53V173H46L43 169H37V170H33L34 169V167H31ZM50 168H48V170L50 169ZM148 168H151V167H148ZM157 168V167H156ZM167 168V167H166ZM172 168V169H173ZM211 168V167H210ZM213 168V167H212ZM224 168V167H223ZM225 168H226V165H225ZM240 168H241V166H240ZM252 168V167H251ZM23 169V168H22ZM142 169V168H141ZM145 169V168H144ZM143 169V170H144ZM147 169V168H146ZM169 169V168H168ZM207 169H209V168H207ZM214 169V168H213ZM218 169V168H217ZM237 169V168H236ZM235 169V170H236ZM245 169V168H244ZM247 169V168H246ZM17 170V169H16ZM20 170V169H19ZM29 170H27V171H29ZM64 170H66V169H64ZM175 170V169H174ZM178 170V169H177ZM180 170V169H179ZM178 170V171H179ZM184 171H181V173L184 175L185 174V169H183ZM202 170V171H201ZM206 170V169H205ZM25 171V170H24ZM27 171H26V173H27ZM153 171V170H152ZM209 171V170H208ZM210 171H211V169H210ZM213 171V170H212ZM238 171V170H237ZM251 171H253V170H251ZM19 172V171H18ZM53 172V171H52ZM56 172V171H55ZM54 172V173H55ZM96 172V171H95ZM109 173H110V171H108ZM143 172V171H142ZM147 172V171H146ZM225 173V171L223 170V171H221L220 173ZM176 173H178V172H176ZM204 173V172H203ZM209 173V172H208ZM212 173V172H211ZM219 173V172H218ZM219 173V174H220ZM0 174H2V172L0 173ZM146 175H147V180H149V179H152V181H153V185L155 184V186H156V188L157 187H168V186H170L171 184H175V182H177L175 179L176 178H173L172 176H173V172H171V171H165V170H163V171H157V173H145ZM185 174V175H186ZM189 174V175H188ZM205 174V173H204ZM213 174H214V172H213ZM227 174V173H226ZM236 174V173H235ZM240 174V173H239ZM250 174V173H249ZM26 175V174H25ZM135 175H138L137 174V172H136V174ZM144 175V174H143ZM181 175V174H180ZM217 175V173L215 174V176ZM228 175V174H227ZM226 175V177H228ZM230 175V174H229ZM220 176V175H219ZM234 176V175H233ZM239 176V175H238ZM25 177V176H24ZM29 177V176H28ZM140 177H142V173H141V176ZM184 177V176H183ZM225 177V178H226ZM1 179H3L2 177H0ZM22 178V177H21ZM48 178V179H47ZM143 178V177H142ZM212 178V177H211ZM210 178V179H211ZM240 178V177H239ZM254 178V177H253ZM252 178V179H253ZM28 179V178H27ZM42 179V180H43ZM112 181H111V180ZM133 179V178H132ZM141 179V178H140ZM180 179V178H179ZM220 178H218L217 180H219ZM227 179V183L231 180H228V178H226ZM255 179H257V178H255ZM18 180V179H17ZM137 180V179H136ZM144 180H145V178H144ZM143 180V181H144ZM155 180H157V182H158V184L156 185V182H155ZM203 180H205V181H203ZM258 180V179H257ZM30 181V180H29ZM129 181H131V180H129ZM133 181V180H132ZM137 181H141V180H137ZM182 180H180L178 183H182L181 182ZM208 181V180H207ZM211 181V180H210ZM216 181V180H215ZM214 180H213V182H215ZM235 181V180H234ZM236 181H238V180H236ZM243 181V180H242ZM22 182V181H21ZM35 182V181H34ZM40 182H41V179H40ZM135 182V181H134ZM184 182V181H183ZM249 182V181H248ZM255 182H256V180H255ZM257 182H259V181H257ZM261 182H263V181H261ZM12 183H14V182H12ZM28 183V182H27ZM27 183H26V186H27ZM39 183V182H38ZM37 183V184H38ZM42 183V182H41ZM137 183V182H136ZM144 183V182H143ZM143 183H141L140 182V184H143ZM207 183V182H206ZM210 183H212V182H210ZM230 183V182H229ZM228 183V184H229ZM231 183H233V182H231ZM237 183H239L240 184V182L238 181ZM242 183V182H241ZM132 184V183H131ZM208 184V183H207ZM213 184V183H212ZM227 184V185H228ZM256 184V183H255ZM12 185H14V184H12ZM20 185V184H19ZM25 185V184H24ZM35 185V184H34ZM39 185H40V183H39ZM42 185H41V187H42ZM214 185V184H213ZM241 185V184H240ZM240 185L238 186L239 188H240ZM254 185V184H253ZM262 185V184H261ZM1 186V185H0ZM38 186V185H37ZM36 186V187H37ZM132 186V185H131ZM138 186H139V184H138ZM181 186H182V184H181ZM190 186V185H189ZM190 186V187H191ZM230 186V185H229ZM236 186V185H235ZM244 186V185H243ZM248 186V185H247ZM255 186V185H254ZM257 186V185H256ZM259 186H260V183H259ZM6 187V186H5ZM8 187V186H7ZM12 187V186H11ZM20 187V186H19ZM30 187V186H29ZM28 187V188H29ZM43 187H42V190H44L43 189ZM63 187H65V185H63ZM62 187V188H63ZM101 187V188H100ZM144 187H145V185H144ZM183 188H184V185L182 186ZM182 187H180V188H182ZM207 187V186H206ZM242 187V186H241ZM14 188H16V187H14ZM13 188V189H14ZM34 188V187H33ZM33 188H31V189H33ZM39 188V187H38ZM37 188V189H38ZM132 188H134V187H132ZM138 188H143V186L142 187H138ZM169 188V187H168ZM189 188V187H188ZM210 188V189H209ZM232 188V187H231ZM255 188V187H254ZM254 188H251V190L252 189H254ZM261 188V187H260ZM3 189H5L4 187H3ZM22 189H23V187H22ZM25 189V188H24ZM41 189V188H40ZM136 189V188H135ZM145 189V188H144ZM144 189L142 190V191H140V192H142L143 193V191H144ZM146 189H147V187H146ZM150 189H151V187H150ZM154 189V188H153ZM152 189V190H153ZM230 189V188H229ZM236 188H233V189H230V190H234V192L236 193V194H238V188H237V191L235 190ZM6 190H7V188H6ZM5 190V191H6ZM12 189H10L9 188V190L8 191H11ZM15 190V189H14ZM19 190V189H18ZM27 190H29L28 191V193L29 192H31V190H30V188L29 189H27ZM164 190H166V189H164ZM181 190V189H180ZM223 190V189H222ZM225 190H227V189H225ZM247 190V189H246ZM256 190H257V187H256ZM261 190V189H260ZM65 191V190H64ZM146 191V190H145ZM170 191V190H169ZM182 191V190H181ZM239 191H244V190H241V188L239 189ZM255 191V190H254ZM259 191V190H258ZM261 191H264V190H261ZM0 192H1V190H0ZM15 191H13V193H14ZM18 192V191H17ZM16 192V193H17ZM21 192V191H20ZM138 192V191H137ZM166 192H168V191H166ZM192 192V191H191ZM226 192H228V190L226 191ZM5 193V192H4ZM15 193V194H16ZM90 193V192H89ZM145 193V192H144ZM143 193V194H144ZM147 193V192H146ZM151 193H154V192H151ZM157 193V192H156ZM185 193H186V195H185ZM219 193V192H218ZM224 193V192H223ZM222 193V194H223ZM233 193V192H232ZM262 193V192H261ZM261 193H260V195H261ZM23 194V193H22ZM26 194V193H25ZM33 194V193H32ZM35 194V193H34ZM139 194H141V193H139ZM221 194V193H220ZM221 194V195H222ZM262 194H264V193H262ZM2 195V194H1ZM27 195H30V194H27ZM149 195V196H150ZM156 195H158L159 196V193L158 194H156ZM226 195H227V193H226ZM4 196H6V195H4ZM8 196V195H7ZM6 196V198H8ZM17 196H20V195H18V193H17ZM31 196H34V195H31ZM146 196H148V194L146 195ZM148 196V197H149ZM241 196H242V194H241ZM244 196V195H243ZM101 197V196H100ZM115 197V196H114ZM130 197V196H129ZM212 197H213V199H212ZM221 197V196H220ZM223 197L225 198L226 196H224V194H223ZM231 197V196H230ZM227 198L226 200H228V199H231V198ZM239 197H240V195H239ZM239 197H238V199H239ZM256 197V196H255ZM264 197V196H263ZM0 198H1V196H0ZM132 198H133V200H135V201H132V202H135L136 203V201H137V199H138V196H137V193L135 192V190H134V195H132ZM143 198V197H142ZM142 198H141V200H142ZM144 198H145V196H144ZM217 198H219L218 196H217ZM216 198V196H215V199H217ZM241 198V197H240ZM243 198V197H242ZM257 198V197H256ZM261 198H262V196H261ZM146 199V198H145ZM148 199V198H147ZM150 199V198H149ZM165 199V198H164ZM215 199H214V201H215ZM220 199V198H219ZM219 199H217V200H219ZM235 200L237 199L236 197L234 198ZM250 199V198H249ZM258 200H260L259 198H257ZM256 199V200H257ZM32 200H33V197H32ZM103 200V199H102ZM132 200V199H131ZM223 200V199H222ZM246 200V199H245ZM245 200H243L242 202H244ZM8 201H9V199H8ZM7 201V202H8ZM30 201V200H29ZM29 201H26V203L27 202H29ZM35 201V200H34ZM138 201H139V199H138ZM147 201V200H146ZM230 201V200H229ZM241 201V200H240ZM11 203H12V201H10ZM109 202H110V200H109ZM114 202V201H113ZM151 202H153V200L151 201ZM237 202V201H236ZM254 202H256V201H254ZM6 203V202H5ZM5 203H3V207H4V204ZM9 203V202H8ZM7 203V204H8ZM20 203V202H19ZM31 203V202H30ZM30 203H27V204H24V205H18V206H16V207H14V209H15V212L14 211H10V213H9V215H10V219H7V220H11V221H13L14 222V220H17V219H19L20 218V216H26V218L28 219L27 221H26V224L24 225V229H21V230H23L24 231V233H25V235L26 236H24V237H28L29 239L27 240V241H30L31 242V205L29 206V204ZM110 203H112V202H110ZM138 203H146L145 202V200H144V202H138ZM215 203H216V201H215ZM221 203H222V201H221ZM246 203V205H247V202H244V204ZM253 203V202H252ZM0 204H2V203H0ZM10 204V203H9ZM22 204V203H21ZM149 204V203H148ZM181 204H183L184 206L183 207H180V205ZM219 204V203H218ZM217 203H216V209L219 207V205H218ZM232 204V203H231ZM237 204V203H236ZM235 204V205H236ZM251 204V203H250ZM249 204V205H250ZM258 204V203H257ZM26 205V206H25ZM63 205V204H62ZM168 205L170 206V208H168ZM226 205V204H225ZM230 205V204H229ZM249 205H247V206H249ZM253 205V204H252ZM251 205V206H252ZM255 205L256 204H254L253 206L255 207ZM261 205V204H260ZM8 206V205H7ZM105 206V205H104ZM220 206H223V203H222V205H220ZM227 206V205H226ZM239 206V205H238ZM1 207H2V205H1ZM214 207V208H213ZM232 207V206H231ZM65 208H66V206H65ZM168 208V209H167ZM221 208V207H220ZM219 208V209H220ZM227 208V207H226ZM225 208V209H226ZM234 208V207H233ZM253 207H251V209H252ZM259 208V207H258ZM263 208H264V206H263ZM2 209V208H1ZM6 209H7V207H6ZM6 209H4V210H6ZM229 209V208H228ZM236 209V208H235ZM242 209H243V205H242ZM253 209H257V207H255V208H253ZM142 210V209H141ZM211 210V211H210ZM221 211H222V208L220 209ZM238 210V209H237ZM244 210V209H243ZM260 210V209H259ZM2 211V210H1ZM59 211H60V209H59ZM65 211V210H64ZM94 211V210H93ZM226 210H224V212H225ZM247 211V210H246ZM245 211V212H246ZM253 211V210H252ZM261 211V210H260ZM8 212V211H7ZM6 212V213H7ZM67 212H68V210H67ZM66 212V213H67ZM174 212V211H173ZM217 212H218V209H217ZM224 212H222V213H224ZM250 212V211H249ZM248 212V214H250ZM258 212V211H257ZM2 213H4L3 211H2ZM129 213H130V211H129ZM132 213V215L134 214V212H131ZM228 213H229V211H228ZM241 213V212H240ZM252 213V212H251ZM260 213V212H259ZM255 214H257V213H255ZM255 214H252V215H255ZM3 215V214H2ZM8 215V214H7ZM224 215H228V214H224ZM236 215V214H235ZM234 215V218L235 217H237V216H235ZM251 215V214H250ZM258 215V214H257ZM257 215H255V216H257ZM3 216H5V214L3 215ZM2 216V217H3ZM221 216V215H220ZM248 216V215H247ZM260 216V215H259ZM1 217V218H2ZM6 217V216H5ZM4 217V218H5ZM184 217V218H183ZM233 217V216H232ZM4 218H3V220H4ZM7 218V217H6ZM149 218V217H148ZM225 218V217H224ZM241 217L239 216V219H240ZM246 218V217H245ZM256 218V217H255ZM255 218H253V219H255ZM259 218V217H258ZM258 218H257V220H258ZM211 219H212V217H211ZM216 219V218H215ZM214 218H213V221L215 220ZM219 219L220 218H218L216 221H219ZM226 219H228V217L226 218ZM237 219H238V217H237ZM236 219V220H237ZM251 219V218H250ZM21 220V219H20ZM151 221H154V222H158L159 220H158V218L157 219H155V218H152V219H150ZM158 220V221H157ZM230 220V219H229ZM234 220V219H233ZM235 220V221H236ZM256 220V221H257ZM22 221V220H21ZM215 221V222H216ZM224 221V220H223ZM222 221V222H223ZM239 221V220H238ZM243 221V220H242ZM241 221V222H242ZM245 221V220H244ZM248 221V220H247ZM250 221H252V220H250ZM7 222V221H6ZM5 222V223H6ZM226 221H224V223H225ZM234 222V221H233ZM231 223V222H230ZM250 223V222H249ZM12 224V223H11ZM15 224H17V223H15ZM209 224H211V223H209ZM216 223H214V225H215ZM221 224V223H220ZM223 224V223H222ZM226 224V223H225ZM225 224H224V227H225ZM251 224V223H250ZM2 225V224H1ZM5 225H7V223L5 224ZM5 225H4V228H5ZM62 225V224H61ZM84 225H86V223L84 222ZM135 225V224H134ZM180 225V224H179ZM212 225H213V223H212ZM211 225V226H212ZM227 225V224H226ZM241 225V224H240ZM243 225V224H242ZM252 225V224H251ZM17 226H22L21 224H19V225H17ZM87 226V225H86ZM219 226V225H218ZM231 225H229V226H226V227H230ZM65 227V226H64ZM89 227V226H88ZM138 227V226H137ZM136 227V228H137ZM139 227H140V225H139ZM225 227V228H226ZM232 227V226H231ZM230 227V228H231ZM237 228H238V226H236ZM240 227L241 226H239V230H240ZM6 228H7V226H6ZM22 228V227H21ZM57 228V227H56ZM66 228V227H65ZM86 228V227H85ZM222 228V227H221ZM221 228H219L220 229V232H218V233H221ZM224 228V229H225ZM246 228V227H245ZM84 229V228H83ZM89 229H90V227H89ZM88 229V230H89ZM104 229V228H103ZM244 229V228H243ZM150 230V229H149ZM227 230H228V228H227ZM231 230H233V228H231ZM90 231H91V229H90ZM226 231V230H225ZM225 231H223L222 233H223V236H224V232ZM237 231V230H236ZM244 231V230H243ZM256 231V230H255ZM67 232H70V230L69 231H67ZM74 232V231H73ZM76 232V231H75ZM101 232V231H100ZM229 232V231H228ZM84 233V232H83ZM149 233V236H152L153 235V233H152V231H149L148 232ZM152 233V235H150ZM226 233V232H225ZM231 233V232H230ZM240 233H241V231H240ZM73 234V233H72ZM71 234V235H72ZM90 234V233H89ZM103 234V233H102ZM116 234V233H115ZM156 234V233H155ZM258 234V233H257ZM74 235V234H73ZM163 235V234H162ZM231 235V234H230ZM239 235V234H238ZM244 235V234H243ZM255 235V234H254ZM22 236V237H23ZM76 236V235H75ZM83 236V235H82ZM232 236H233V231H232ZM231 236V237H232ZM241 236V235H240ZM258 236V235H257ZM10 237H12V238H14V239H17V237H16V235H14V237L10 234ZM10 237L9 238H7V239H10ZM23 237V238H24ZM91 237V236H90ZM153 237V236H152ZM238 237V236H237ZM3 238V240L5 241V242H7V239H4V237H2ZM1 238V239H2ZM19 238V237H18ZM73 238H75L74 236H73ZM102 238V240H100ZM105 238V237H104ZM107 238V237H106ZM224 238H226V237H224ZM223 238V239H224ZM235 238H236V235H235ZM240 238V237H239ZM64 239V238H63ZM77 239V238H76ZM130 239H136L137 241H138V243H136V245H132L131 244V242H130ZM172 240V242H171V240ZM245 239H246V237H245ZM259 239V238H258ZM260 239H261V237H260ZM25 240V239H24ZM106 239H104V241H105ZM110 240V239H109ZM149 240H150V238H149ZM155 240V239H154ZM222 240V239H221ZM227 240V239H226ZM232 240V239H231ZM238 240V239H237ZM1 241V240H0ZM3 241V242H4ZM17 241H18V239H17ZM223 242H224V240H222ZM235 241H236V239H235ZM103 242V241H102ZM226 242L227 241H225L224 243L226 244ZM236 242H238V241H236ZM240 242V241H239ZM257 242V241H256ZM18 243H19V241H18ZM21 243H22V241H21ZM105 243V242H104ZM230 243V242H229ZM259 243V242H258ZM7 244V243H6ZM23 244V243H22ZM55 244V243H54ZM255 244V243H254ZM0 245H5V244H0ZM17 245V244H16ZM20 245V243L18 244V246ZM223 245V244H222ZM227 245V244H226ZM17 246V247H18ZM24 246V245H23ZM234 246H235V244H234ZM236 246H237V244H236ZM242 246V245H241ZM255 246V245H254ZM253 246V247H254ZM7 247V246H6ZM21 247V246H20ZM25 247H28V246H25ZM73 247V246H72ZM216 247V246H215ZM229 247V246H228ZM248 247V246H247ZM19 248V247H18ZM24 248V247H23ZM237 248V247H236ZM241 248H244V247H241ZM1 249H4V248H1ZM28 249V248H27ZM26 249V250H27ZM77 249V248H76ZM96 249V248H95ZM227 249V248H226ZM234 249V248H233ZM239 249H240V247H239ZM5 251H6V249H4ZM13 250H15V249H13ZM19 250V249H18ZM20 250L22 251V249L20 248ZM29 250H31V249H29ZM172 250V251H171ZM237 250V249H236ZM241 250V249H240ZM251 250H252V248H251ZM9 251H11V249L9 250ZM127 251H129V253H130V251L131 252H133V254H129V256H128V254H127V257H126V254H125V252H127ZM232 251H234V250H232ZM7 252V251H6ZM5 252V253H6ZM76 252V251H75ZM243 253H244V251H242ZM241 252V253H242ZM8 253H10V252H7V254ZM18 253H19V251H18ZM234 252H232V254H233ZM26 254V256H21V254H16L15 255V257L13 256V258H12V261L14 262V264H31V251L30 252H28V253H25ZM24 254V255H25ZM57 254V253H56ZM237 254V253H236ZM9 255V254H8ZM11 255V254H10ZM229 255H231V251L229 252ZM238 255H239V252H238ZM241 255V254H240ZM239 255V256H240ZM244 255V254H243ZM243 255H242V259H243ZM70 256V255H69ZM228 256V255H227ZM232 256H234V255H232ZM231 256V257H232ZM237 256V255H236ZM235 256V257H236ZM47 259H45V258H43V261H44V259H45V261H46V263L45 264H56V259H57V257L55 256V254L54 253H50V255H47ZM230 257V258H231ZM248 257V256H247ZM234 258V257H233ZM241 258V257H240ZM237 258H234V260H236ZM233 260V261H234ZM245 260V259H244ZM230 261H232V260H230ZM229 261V262H230ZM232 261V262H233ZM12 262V263H13ZM254 262V261H253ZM256 262V261H255ZM11 263V262H10ZM243 263V262H242ZM0 264H9V260H7L6 258L4 259V258H0ZM58 264V263H57ZM229 264V263H228ZM232 264V263H231ZM235 264H237V263H235ZM247 264H250V263H247Z\"/></svg>", "mask_w": 264, "mask_h": 264}]
</instances>
